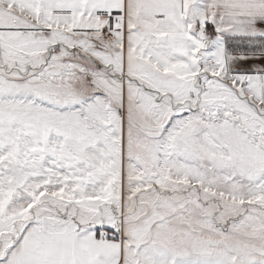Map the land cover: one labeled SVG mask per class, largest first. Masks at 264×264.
<instances>
[{
    "label": "snow or ice",
    "instance_id": "1",
    "mask_svg": "<svg viewBox=\"0 0 264 264\" xmlns=\"http://www.w3.org/2000/svg\"><path fill=\"white\" fill-rule=\"evenodd\" d=\"M0 264H264V0H0Z\"/></svg>",
    "mask_w": 264,
    "mask_h": 264
}]
</instances>
